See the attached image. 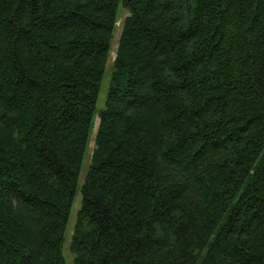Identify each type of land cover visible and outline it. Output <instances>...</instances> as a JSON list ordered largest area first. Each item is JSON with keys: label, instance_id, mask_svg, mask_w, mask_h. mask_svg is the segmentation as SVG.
Segmentation results:
<instances>
[{"label": "trees", "instance_id": "1", "mask_svg": "<svg viewBox=\"0 0 264 264\" xmlns=\"http://www.w3.org/2000/svg\"><path fill=\"white\" fill-rule=\"evenodd\" d=\"M78 193L73 264H264V0H0V264Z\"/></svg>", "mask_w": 264, "mask_h": 264}, {"label": "rangeland", "instance_id": "2", "mask_svg": "<svg viewBox=\"0 0 264 264\" xmlns=\"http://www.w3.org/2000/svg\"><path fill=\"white\" fill-rule=\"evenodd\" d=\"M120 11H121L120 16H119V19L117 20V23H116V30L114 33V38H113V42H112L110 56H109V60L107 63L106 73H105V76H104L103 81H102V85H101V89H100V93H99V97H98V101H97V107L98 108L103 107L105 104V99H106L107 91L109 88L110 75L112 72L113 61H114L115 56H116V51H117V46L119 43L122 24H123L125 17L128 14V11L126 9H124L123 7H120ZM97 122L99 123L98 118L96 119V123ZM96 128H94V132L92 133L90 142L88 143V146H87L86 154L84 157V161H83V165H82V169H81V173H80V177H79V184L83 183L87 169H88V166L90 164V160L92 157L94 144H95ZM80 201H81V195H80V193H78V195L76 197V201L74 203V206L72 208V211H71V214L69 217L66 241L64 244V252H65V255H66V258H67V261L69 264H73V254L69 250V243H70V239H71V234L73 232V227H74L75 219H76V213H77V210L79 208Z\"/></svg>", "mask_w": 264, "mask_h": 264}, {"label": "bare ground", "instance_id": "3", "mask_svg": "<svg viewBox=\"0 0 264 264\" xmlns=\"http://www.w3.org/2000/svg\"><path fill=\"white\" fill-rule=\"evenodd\" d=\"M97 125H98V122L96 123V126H95V128L97 127Z\"/></svg>", "mask_w": 264, "mask_h": 264}]
</instances>
